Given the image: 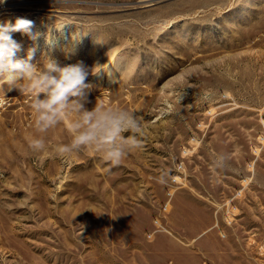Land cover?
<instances>
[{
  "label": "rangeland",
  "instance_id": "obj_1",
  "mask_svg": "<svg viewBox=\"0 0 264 264\" xmlns=\"http://www.w3.org/2000/svg\"><path fill=\"white\" fill-rule=\"evenodd\" d=\"M18 17L40 35L13 33L15 59L83 62L86 107L135 113L143 135L116 167L61 156L74 117L39 132L0 82V264H264V0L0 4Z\"/></svg>",
  "mask_w": 264,
  "mask_h": 264
},
{
  "label": "clouds",
  "instance_id": "obj_2",
  "mask_svg": "<svg viewBox=\"0 0 264 264\" xmlns=\"http://www.w3.org/2000/svg\"><path fill=\"white\" fill-rule=\"evenodd\" d=\"M5 2L0 0V4ZM34 29L35 21L22 17L14 23L10 20L0 23V82L7 86L8 92L28 94L39 132L54 128L69 116L74 117L68 124L72 139L69 144L56 148L59 155L91 149L113 167L119 166L130 151L142 146L139 138L143 135L142 117L118 107L106 108L103 104L87 108L93 85L86 81L90 71L95 72L83 62L62 66L54 59H47L39 66L33 63L35 47L28 50L26 58L15 59L20 45L13 33L19 32L35 41L40 34ZM30 147L42 151L45 141L33 139ZM158 182L164 183V177H159Z\"/></svg>",
  "mask_w": 264,
  "mask_h": 264
}]
</instances>
